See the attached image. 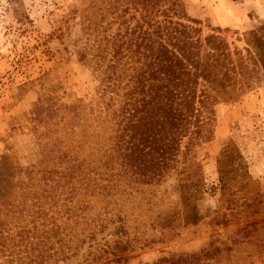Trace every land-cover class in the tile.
Masks as SVG:
<instances>
[{
	"label": "trees",
	"instance_id": "16d2710c",
	"mask_svg": "<svg viewBox=\"0 0 264 264\" xmlns=\"http://www.w3.org/2000/svg\"><path fill=\"white\" fill-rule=\"evenodd\" d=\"M70 13L78 31L68 41L97 81L93 106L101 105L98 124L106 127L97 139L87 138L88 123L75 106L62 107L55 88L39 92L27 117L41 159L22 167L0 155V258L6 261L26 254L35 264H62L78 253L86 237L78 235L87 229L93 238L107 215L120 221L124 198L172 174L178 221L198 222L195 200L202 188L195 148L212 137L215 104L237 98L255 74H264V22L244 33L238 49L217 27L202 33L181 0H89L80 14ZM216 171L224 208L243 195L251 199L245 206H258L261 192L234 146L222 148ZM92 200L101 202L98 210L88 205ZM157 219L165 228L175 214ZM209 220L222 224L225 218L215 212ZM220 251L208 247L157 263L205 264L218 261Z\"/></svg>",
	"mask_w": 264,
	"mask_h": 264
},
{
	"label": "rangeland",
	"instance_id": "374dc122",
	"mask_svg": "<svg viewBox=\"0 0 264 264\" xmlns=\"http://www.w3.org/2000/svg\"><path fill=\"white\" fill-rule=\"evenodd\" d=\"M88 1L0 0V155H11L19 166L35 165L41 159L27 117L39 92L51 94L55 88L62 107L75 106L78 116L88 123L87 138L92 134L89 137L97 139L101 127H106L98 124L101 105L93 106L97 100V81L90 68L76 60L68 41L78 31L77 26L71 25L75 16L70 11L76 9L80 14ZM181 2L186 14L200 21L202 33L219 28L231 48H242L244 33L264 22V0ZM212 131L211 139L195 148L202 188L200 198L195 200L201 216L198 222L178 221V179L172 174L159 185L143 186L121 202L117 200L125 210L120 221H111L107 215L104 229L95 232L90 240L86 229L78 235L79 238L86 235L82 246L78 245V253L62 264H167L157 260L216 246L221 249L219 260L210 259L205 264H264L263 73L255 74L249 87L237 98L215 104ZM227 143L236 148L250 181L261 192L257 208L244 205L251 201L245 195L242 196L245 200L230 201L228 208L220 203L217 158ZM93 203L98 210L101 202L92 200L88 205ZM215 212L224 215L222 224L209 220ZM165 213L175 214V220L172 226L161 228L157 217ZM63 217L57 221H63ZM0 264L35 263L29 255L21 254L12 261L0 258Z\"/></svg>",
	"mask_w": 264,
	"mask_h": 264
}]
</instances>
